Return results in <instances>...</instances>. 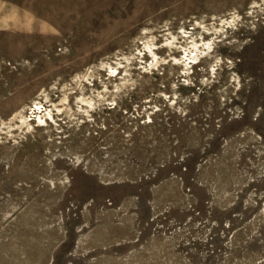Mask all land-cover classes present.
Returning a JSON list of instances; mask_svg holds the SVG:
<instances>
[{"label": "rangeland", "instance_id": "obj_1", "mask_svg": "<svg viewBox=\"0 0 264 264\" xmlns=\"http://www.w3.org/2000/svg\"><path fill=\"white\" fill-rule=\"evenodd\" d=\"M0 264H264V0H0Z\"/></svg>", "mask_w": 264, "mask_h": 264}]
</instances>
